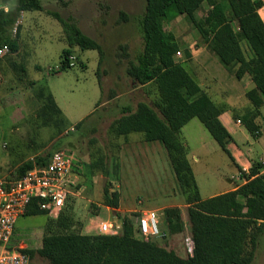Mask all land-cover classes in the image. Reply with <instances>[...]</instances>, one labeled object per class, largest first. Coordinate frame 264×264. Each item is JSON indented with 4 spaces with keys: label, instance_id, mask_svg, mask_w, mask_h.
<instances>
[{
    "label": "rangeland",
    "instance_id": "374dc122",
    "mask_svg": "<svg viewBox=\"0 0 264 264\" xmlns=\"http://www.w3.org/2000/svg\"><path fill=\"white\" fill-rule=\"evenodd\" d=\"M41 2L45 11L23 13L19 19L20 30L14 28L13 35L17 36L19 44L18 52H9L0 61V178L15 179L19 167L25 162L37 156L63 151L74 156L79 170L72 177L76 186L67 202L74 206L76 231H82L83 220L96 219L97 214L93 213L100 209L97 204H103L105 189L110 193L119 192L123 210H137L123 215L133 225L135 218H140L150 209L156 211L164 207H177L185 215V198L162 144L144 142L142 133L118 139L108 134L109 126L122 116L124 107L136 109L140 102L152 104V101L159 98L156 88L136 84L127 74L129 61H135L144 48L136 19L144 13L146 0ZM16 6L17 0H0V10L8 11ZM47 11L73 18L86 35L101 45L104 52L102 63L98 51L75 47L69 57L71 69L56 74L55 71H59L61 66L63 51L68 45L62 25L49 16ZM123 14H127L130 20L125 21ZM173 21L165 25L167 31L173 29L170 26ZM187 27L189 33L191 26L188 23ZM187 27L177 26V29L182 34ZM182 44L186 48V43L182 41ZM243 48L247 52L244 43ZM176 59L183 63V53ZM214 59L221 71L235 78ZM185 68L192 75L189 67ZM197 77L202 79L201 74L197 73ZM38 85L48 87L68 118L69 126L44 125L45 117L39 115L44 101L37 96ZM207 90L215 102L224 101L210 89ZM237 101L235 106L240 112L234 116L235 121L242 119L252 109L247 97L243 96ZM83 120V124L77 127ZM256 123L260 130L258 137L252 136L242 122V125L237 126L232 142L253 158V163L264 157V106ZM180 137L187 146L188 159L203 198L232 187L229 180L237 173L235 165L197 118L182 129ZM2 142L7 145L5 149L1 147ZM232 150L235 152L233 147ZM99 155H104L109 175L91 168ZM151 157L152 162L147 160ZM105 212L106 209L102 208L98 216L104 217ZM160 214L159 229L163 231L166 225ZM119 219L118 223L113 224L120 226L119 234H122L123 221ZM46 221L47 217L43 215L21 217L16 225L17 244L35 251L40 249ZM183 226L180 234L164 235L151 241L187 257L191 255L192 244L186 218ZM134 228L136 236L142 239L138 226L134 225ZM33 260L35 264H46L39 255H35ZM254 264H264V236L260 240Z\"/></svg>",
    "mask_w": 264,
    "mask_h": 264
},
{
    "label": "trees",
    "instance_id": "16d2710c",
    "mask_svg": "<svg viewBox=\"0 0 264 264\" xmlns=\"http://www.w3.org/2000/svg\"><path fill=\"white\" fill-rule=\"evenodd\" d=\"M204 5L208 11L198 17L197 13ZM263 6L262 0H146L144 13L136 19L144 48L135 61H129L127 74L136 84L156 88L159 98L152 104L140 102L136 109L124 107L122 116L109 126L108 134L118 139L142 133L146 142L162 144L187 205L185 215L177 207L164 209L168 228L164 233H182L186 218L194 245L192 255L182 257L166 246L137 237L134 225L121 215L118 216L123 221L122 234H82L81 230L74 229L72 204L66 203L59 216L52 218L39 209L36 201L24 216L47 217L42 246L36 251L27 248L25 252L32 258L39 255L46 264H254L264 236V165L255 162L248 174L243 173L227 147L233 138L220 119L225 108L201 88L184 63L177 61L176 57L182 53L185 60L192 59V53L188 48L183 49L178 38L167 31L165 25L184 16L200 35L198 47L207 49L238 80L246 75L251 77L255 87L247 92L246 97L252 109L240 120L252 136L258 137L260 130L256 119L264 106V20L260 15ZM27 11L43 12L45 7L41 0H17L15 8L0 10V50L8 47L10 53L18 52V39L13 31L21 14ZM47 13L62 25L68 45L56 72L71 69L69 57L75 47L98 51L102 63L104 52L101 45L86 35L73 18H65L54 11ZM123 15L125 21L130 20L127 14ZM243 41L253 52L249 60L242 47ZM36 90L37 96L44 101L39 113L45 117L44 125L69 126L68 118L48 87L38 85ZM195 118L237 166L241 178L246 180L238 189L202 198L188 159L187 146L180 137L182 129ZM52 154L25 162L19 167L15 179L47 165ZM91 168L109 175L104 155H99ZM73 172L79 173L76 162ZM103 205L117 210L119 192L110 193L105 189ZM15 236L16 231L14 243L19 245Z\"/></svg>",
    "mask_w": 264,
    "mask_h": 264
},
{
    "label": "built area",
    "instance_id": "2783aa9c",
    "mask_svg": "<svg viewBox=\"0 0 264 264\" xmlns=\"http://www.w3.org/2000/svg\"><path fill=\"white\" fill-rule=\"evenodd\" d=\"M9 48L0 50V61L9 53ZM2 72L0 70V89L2 87ZM241 124V120H237ZM2 134L0 131V144ZM1 147L7 145L2 142ZM76 159L74 156L63 152H55L44 167H36L20 178L6 180L0 178V264H35L30 254L25 252L24 245L14 243L16 225L24 217L28 208L36 201L41 211L47 212L52 218H57L65 207L69 197L73 195L76 184L72 181ZM264 165V157L259 160ZM159 216L156 211H148L139 218L138 231L145 241L166 236L159 229ZM120 226L103 223L100 226L102 234L117 235ZM191 241V255L193 241Z\"/></svg>",
    "mask_w": 264,
    "mask_h": 264
},
{
    "label": "crops",
    "instance_id": "0c3cea01",
    "mask_svg": "<svg viewBox=\"0 0 264 264\" xmlns=\"http://www.w3.org/2000/svg\"><path fill=\"white\" fill-rule=\"evenodd\" d=\"M262 1L264 2V0H262ZM207 11H208V7L204 5L202 7V9L197 13V16L202 17L207 13ZM23 13H25V12H23ZM260 15L264 20V6L260 10ZM187 23L191 26V27H189V29H190L189 33H188ZM170 26H171V29L173 28L171 30V32L178 38L180 43L182 44V41L185 42L186 48L191 50L192 59H190V60L184 59L183 60L185 67H189L190 71L192 72V76L197 80V82L199 81L198 83L203 90H205L208 93L209 90H207V89H210L212 92H214V94L216 96L219 95L218 97L224 99V101L222 103H217V102L216 103L225 108V112L220 116V119H221L222 123L225 125V127L227 128V130L230 132L232 138L234 139L236 131H237L236 130L237 126L242 125V123L238 124L237 121L234 120V116H237L238 115L237 112H240L239 111L240 109H238L235 106V104L238 103L237 100L241 99V97H243V96L246 97L247 92L252 90L255 87L251 77L249 75H246L242 80H238L237 78H234L235 79L234 80L231 77L227 76L225 71H221L220 65H218L215 62V59H214L215 57L204 47H198L197 46V40H199L200 35H199L198 31L194 27H192V25L186 20V18L184 16H179L178 18H176L173 21V23H170ZM177 26L187 27V30L184 31L182 34H180V32L177 29ZM20 28L21 27H20V21H19L17 26H16V30L17 29L20 30ZM243 43L245 44V46L247 48V52L245 51L244 48H243V50L245 52L246 58L249 60L253 57V52L251 51L250 47H248V43L246 41L242 42V47H243ZM182 47H183V44H182ZM183 49H185V48H183ZM55 73L57 74V73H61V72L55 71ZM197 73L201 74V77H202L201 80L197 77ZM226 99H227V101H226ZM228 100H232V102H229ZM241 109H243V108H241ZM237 120H240V119H237ZM144 142H146V141L144 140ZM232 142H233V140L230 143H228L227 147L233 153V156L235 157L237 164L240 166L243 173L248 174L252 165H253V161H251V159L253 160V158H251L248 154H246L242 150H240ZM146 146L149 147L150 145H146ZM151 146H154V145H151ZM232 147L235 149V152L232 150ZM150 148H152V147H150ZM1 157H2V155H0V163H1ZM148 159L150 160V162L153 161V157H151V159L147 158V160ZM235 167L237 169V173H235V175L232 176V179L229 180V184L232 185V187L225 189V190H223V192L215 194L211 197L217 196L219 194L227 193L230 191H234V190L238 189V187H240L241 185L246 183V180L241 178V173H240V175H238V173L240 171L236 165H235ZM240 181H243V182L240 183ZM211 197H207V198L202 197V198L208 199ZM121 202H122V200H121ZM97 205L100 209H97V212L93 213V214H97L96 219L93 221L92 220H83L82 226H81V228H82L81 233L82 234H89V235L102 234L100 232L101 224H103V223H111V224L118 223V221H120L118 215L123 216V215H127L128 213L132 214L134 212H137V210H135V209L125 211L122 209L121 204L117 210H114V209H111L110 207L104 206L102 203H99ZM102 208H105L106 212L104 213V217L100 218V216H98V215L100 214V211ZM165 208H167V207L159 208L156 210L158 212V214H160V212H162V214H160V215L162 216L163 219H164L163 211ZM148 211H153V210L150 209V210L145 211L144 213H146ZM133 222H134V225L138 226L139 217L135 218L133 220ZM163 222H164V225H166V229L165 228L162 229L163 230L162 232H166V231H168V228H167V224L165 222V219Z\"/></svg>",
    "mask_w": 264,
    "mask_h": 264
}]
</instances>
